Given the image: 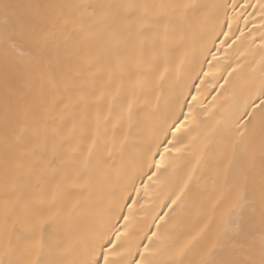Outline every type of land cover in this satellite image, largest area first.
Here are the masks:
<instances>
[{
  "label": "snow or ice",
  "instance_id": "snow-or-ice-1",
  "mask_svg": "<svg viewBox=\"0 0 264 264\" xmlns=\"http://www.w3.org/2000/svg\"><path fill=\"white\" fill-rule=\"evenodd\" d=\"M241 21L244 28L259 25V59L236 50L235 65L229 60L227 76L218 80L220 64L212 62L219 57L209 50L208 70L201 65L196 73L199 86L187 113V84L177 82L165 98L174 22L183 45L199 38L204 48L207 41L216 46L223 36L216 53L223 49L229 57L228 49L245 36ZM122 43L134 51L121 55ZM149 53L152 61L163 60L154 104L141 80ZM187 56L185 48L179 64ZM129 71L136 81L125 88ZM206 82L221 89L212 108L230 117L204 127L192 137L199 142L194 146L188 137L203 123L205 113L196 109ZM182 148L187 156L175 155ZM145 167L153 184L175 185L161 204L167 211L153 217L155 230L150 225L140 238L147 244L128 243L139 213L123 192L119 200L128 214L118 218L125 223L114 233L90 198L68 199L66 188L89 183L94 173L115 197L121 176ZM143 189L148 196L149 186ZM0 190V264H264V0H0ZM189 197L200 205L181 225ZM116 209L123 211L118 200L108 212Z\"/></svg>",
  "mask_w": 264,
  "mask_h": 264
},
{
  "label": "bare ground",
  "instance_id": "bare-ground-1",
  "mask_svg": "<svg viewBox=\"0 0 264 264\" xmlns=\"http://www.w3.org/2000/svg\"><path fill=\"white\" fill-rule=\"evenodd\" d=\"M82 2H96V0H82ZM104 2H161V0H104ZM164 2H173V0H164ZM174 2H188V0H174ZM195 3L199 4H214L217 3L218 0H194ZM250 21L253 19L252 17L248 18ZM223 23V21H221ZM193 27H195V22H193ZM240 27L244 28L243 21L240 23ZM224 31H227V28L225 27ZM233 32L236 33V35H239L238 32H236V26L233 25ZM245 36L240 37V40L237 41L236 44L232 46V48L228 49V52L230 54L229 57H225L223 55V49L221 50V53H216V46H219V41L223 40V36H219L216 38V46H214L211 41H207V47L204 48L203 44L199 40V38L196 40L194 46L189 45H183L180 42V24L178 22H174L173 26V35L172 40L170 41L169 46V57H168V63H169V72L165 73L169 79L166 83L163 84V94L164 97L167 98L172 91V87L174 85H177L180 88H184V85L187 84L188 87L184 88L185 95L188 96V99L184 101V112L187 113V104L191 103V95L196 94V87L199 86V78H197L196 73L200 71V66L203 65V70H208V63L206 61H211V55L208 54L209 50L212 54H217L219 59L218 61H213L212 63H219L220 69L218 72H216V78L219 80V77L221 73L224 76H227V72L224 71L225 68L228 67L229 60H231V63L233 66L236 62V50H239L241 52L247 51L248 56L244 59L251 60L253 58V55H255L256 59H259V51L261 46V33L259 30V25H257L256 28H252L251 23L248 25L247 28H244ZM247 37V39H245ZM90 48L95 49L96 45L95 42H89L88 45ZM120 52L123 56L130 55L133 51V45L131 43H122L120 46ZM185 48L188 50V56L184 60L183 64H179V60L181 56L183 55ZM231 70L230 68L228 69ZM163 71V60L158 61H152L151 55L149 53L148 56V64H147V70L145 74L141 77L142 81H146V86L148 90L147 99L150 104H154V95H158V92H154V85L157 82L160 73ZM120 74L116 73V82L120 79ZM124 86L125 88L131 87L134 85L136 81V74L134 72H127L123 77ZM211 79V77L209 78ZM220 83H223V80L219 81ZM100 85L99 83L96 84V88L99 89ZM207 88V92H203V88ZM217 91H221L219 88H212L207 85V82L205 86H202V96L201 100H203V105L201 107H198L196 109V112H202L205 113V115L199 117V121L203 122L199 126L193 125L191 127V135L188 137L189 141L194 145L198 146V141L193 140L192 137L196 136L198 132H201L204 127L211 126L215 124V121L223 115L225 119L230 117L229 112H225L223 110H217L212 108V96H215ZM141 104H144V101L141 100ZM161 107H164V101H161ZM176 114L179 115V109H176ZM171 126V121L168 123V127ZM50 127H59V124L56 125H50ZM146 137H150V132H147ZM170 139V134L167 137ZM165 139L164 135H160V140L163 141ZM155 151V149H153ZM160 151H163V148L161 147ZM177 156H187V151L182 148L180 153H175ZM156 161H159V154L155 155L153 157ZM119 164V161H117ZM155 170L154 168L152 169ZM149 171L147 167L143 169L142 173L134 174L132 176L130 175H123L120 178L119 183V189L117 190L116 196L113 197L111 188H106L103 186V177L99 174H92L90 178V182L85 184L81 183L80 185H69L66 188V192L68 193V199H74L77 195L82 194L85 199L90 198V202L93 206V211L96 213H107L106 216H104V221L108 225V227L111 229V231L114 233L116 229H120L121 225L125 223L123 219H118L119 217L123 215L128 214V207L125 206L123 200H119V193L123 192L125 197L128 200V205L133 207V213H139L138 215H135V221L133 222L132 227L129 229V235L132 233H135V235H132V239L128 242L129 244H147L148 241L146 239H140L143 237L145 232L149 231V226L151 225V230H155V225L153 221V217L156 215V213L167 211V208H162L161 204L165 202L168 195L171 194L175 190L174 184H169L165 186L164 184L156 185L153 184L151 180L148 179V176L146 173ZM259 162L257 161V179H259ZM147 184L149 186V194L148 196L144 195V189L143 185ZM135 188L140 189V195L137 196ZM126 189V191H125ZM130 193V196L128 195ZM137 200L138 203L136 205H131V200ZM3 200V191L0 190V203H2ZM114 200L119 201L120 207L123 208V211H119L116 209L113 213L108 212V209L112 207V204ZM200 201L196 198L189 197V199L186 201V215H182L180 217V223L181 225L186 224L189 220L193 219L195 217V214L199 208ZM88 216H85L82 219V223L88 222ZM122 230V229H121ZM122 240L125 239V237H121ZM3 248V240L0 239V249ZM142 250V249H141ZM133 255H135V248L133 247ZM132 257H129L131 259ZM159 258H163L161 255Z\"/></svg>",
  "mask_w": 264,
  "mask_h": 264
}]
</instances>
